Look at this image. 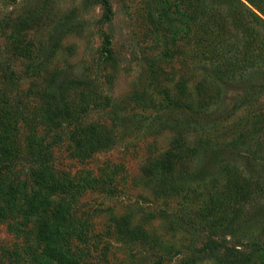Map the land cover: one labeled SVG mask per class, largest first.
Here are the masks:
<instances>
[{"label": "rangeland", "instance_id": "374dc122", "mask_svg": "<svg viewBox=\"0 0 264 264\" xmlns=\"http://www.w3.org/2000/svg\"><path fill=\"white\" fill-rule=\"evenodd\" d=\"M213 2L0 0V264H264V155L230 144L263 73L218 78Z\"/></svg>", "mask_w": 264, "mask_h": 264}, {"label": "trees", "instance_id": "16d2710c", "mask_svg": "<svg viewBox=\"0 0 264 264\" xmlns=\"http://www.w3.org/2000/svg\"><path fill=\"white\" fill-rule=\"evenodd\" d=\"M213 1L214 6L212 8V14H217L219 12L224 13L232 19L234 29L241 34V37L236 38L235 42L232 43L230 50L225 51L227 55L224 54L220 56V51V54L219 52L217 54H215L214 51L212 52L211 57L220 58L218 70L216 72L218 78L224 82L237 77H253L255 79L256 70H261L260 72L263 74L260 83L264 84V0ZM235 35H237L236 32ZM218 54L220 57L217 56ZM259 59H263V62L261 61L262 65H258L260 63V61H258ZM258 127L260 129L256 126L251 127V129L247 127L245 131L242 132V137L235 142H230V144L247 145L250 150H246V152L251 154V156L264 155V135L261 133L262 128L260 126ZM2 138H4V135L0 133V139ZM7 151L9 150L7 149ZM164 167L167 170L171 168L168 162L164 163ZM260 180L262 181V179ZM261 181L259 184H262ZM262 189L263 187L260 188V190ZM15 193L16 185L11 184L5 194H2L0 198L6 199L7 196L13 198ZM254 196L250 197L252 201L255 199ZM221 248L224 249L225 253H230L234 250L232 247L226 246V239H222L215 241V244L210 247V251Z\"/></svg>", "mask_w": 264, "mask_h": 264}]
</instances>
